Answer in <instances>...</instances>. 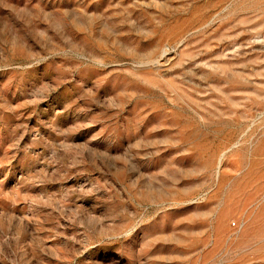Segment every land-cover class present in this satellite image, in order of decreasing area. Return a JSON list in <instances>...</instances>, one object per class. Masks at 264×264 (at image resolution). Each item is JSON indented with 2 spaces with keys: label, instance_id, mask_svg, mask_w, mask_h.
I'll list each match as a JSON object with an SVG mask.
<instances>
[{
  "label": "rangeland",
  "instance_id": "374dc122",
  "mask_svg": "<svg viewBox=\"0 0 264 264\" xmlns=\"http://www.w3.org/2000/svg\"><path fill=\"white\" fill-rule=\"evenodd\" d=\"M0 264H264V0H0Z\"/></svg>",
  "mask_w": 264,
  "mask_h": 264
}]
</instances>
